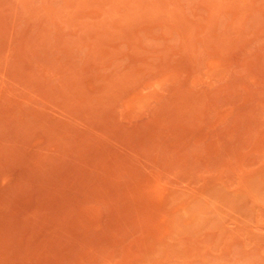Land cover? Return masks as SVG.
I'll return each instance as SVG.
<instances>
[{
  "label": "rangeland",
  "instance_id": "1",
  "mask_svg": "<svg viewBox=\"0 0 264 264\" xmlns=\"http://www.w3.org/2000/svg\"><path fill=\"white\" fill-rule=\"evenodd\" d=\"M0 264H264V0H0Z\"/></svg>",
  "mask_w": 264,
  "mask_h": 264
}]
</instances>
